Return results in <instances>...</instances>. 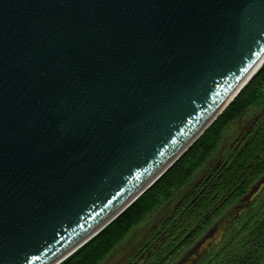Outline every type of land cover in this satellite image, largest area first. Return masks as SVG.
<instances>
[{
	"label": "water",
	"instance_id": "obj_1",
	"mask_svg": "<svg viewBox=\"0 0 264 264\" xmlns=\"http://www.w3.org/2000/svg\"><path fill=\"white\" fill-rule=\"evenodd\" d=\"M263 62L264 0H0V264L64 260Z\"/></svg>",
	"mask_w": 264,
	"mask_h": 264
},
{
	"label": "trees",
	"instance_id": "obj_2",
	"mask_svg": "<svg viewBox=\"0 0 264 264\" xmlns=\"http://www.w3.org/2000/svg\"><path fill=\"white\" fill-rule=\"evenodd\" d=\"M249 111V131L232 135ZM231 207L239 213L212 241ZM162 208L165 215L112 264H264V62L150 187L58 264H105Z\"/></svg>",
	"mask_w": 264,
	"mask_h": 264
},
{
	"label": "rangeland",
	"instance_id": "obj_3",
	"mask_svg": "<svg viewBox=\"0 0 264 264\" xmlns=\"http://www.w3.org/2000/svg\"><path fill=\"white\" fill-rule=\"evenodd\" d=\"M250 113H252V111L248 112V115L245 116V118L242 120L240 125L235 126L233 128L232 135H234L237 132H240L244 128H249V121H250V118H249L250 115L249 114ZM243 206H247V204L241 205V207H243ZM239 210H240V207H238L237 209H234V207L229 208V210L224 214V216L218 221L217 233H215V235H213L212 241H216V239L218 240L219 236L223 233V230H225V228H227L231 224V221L233 220V218H235L237 216V214L239 213ZM125 243L126 242H124V244ZM117 255H118V253L115 254V256H117Z\"/></svg>",
	"mask_w": 264,
	"mask_h": 264
}]
</instances>
